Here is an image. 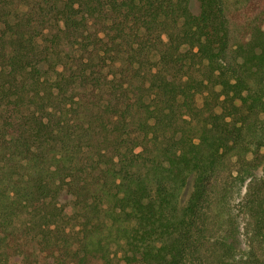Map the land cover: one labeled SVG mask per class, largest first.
Instances as JSON below:
<instances>
[{"label":"trees","instance_id":"trees-1","mask_svg":"<svg viewBox=\"0 0 264 264\" xmlns=\"http://www.w3.org/2000/svg\"><path fill=\"white\" fill-rule=\"evenodd\" d=\"M197 2L0 0V264H264V0Z\"/></svg>","mask_w":264,"mask_h":264},{"label":"rangeland","instance_id":"rangeland-1","mask_svg":"<svg viewBox=\"0 0 264 264\" xmlns=\"http://www.w3.org/2000/svg\"><path fill=\"white\" fill-rule=\"evenodd\" d=\"M192 9L194 11H198V2L197 0H192ZM187 194V191L185 189V191L183 192V195L185 196Z\"/></svg>","mask_w":264,"mask_h":264}]
</instances>
